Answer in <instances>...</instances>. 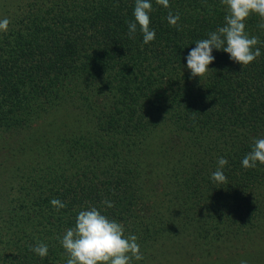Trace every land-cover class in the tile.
Segmentation results:
<instances>
[{
	"label": "trees",
	"instance_id": "1",
	"mask_svg": "<svg viewBox=\"0 0 264 264\" xmlns=\"http://www.w3.org/2000/svg\"><path fill=\"white\" fill-rule=\"evenodd\" d=\"M151 2L156 38L144 44L139 26L128 36L135 0H2L0 19L11 23L0 32V141L22 135L37 143L16 150L28 159L14 166L15 185L0 190L7 216L0 217V264H66L57 237L89 205L137 236L144 259L132 264L172 245L180 225L194 230L203 242L194 252L205 255L225 246L236 255L241 247L229 242L239 246L245 235L263 240L264 165H242L253 139L264 137L260 17L247 21L260 57L242 67L213 49L214 71L200 80L186 57L224 25L225 6ZM169 11L180 14L178 27L169 25ZM62 107L78 117L75 132L25 137ZM220 157L228 161L225 184L211 179ZM157 174L164 189L152 185ZM52 199L66 207L57 210ZM37 243L48 245L47 257L30 250Z\"/></svg>",
	"mask_w": 264,
	"mask_h": 264
},
{
	"label": "clouds",
	"instance_id": "2",
	"mask_svg": "<svg viewBox=\"0 0 264 264\" xmlns=\"http://www.w3.org/2000/svg\"><path fill=\"white\" fill-rule=\"evenodd\" d=\"M157 5L170 9L169 0H155ZM225 6L224 25L216 31L209 32L208 38L195 42L186 57V66L192 78L202 80L214 63L213 49L229 54L231 60L249 66L261 55L257 45L260 43L257 36H250L247 32V21L253 15L260 17L258 27L264 29V0H221ZM153 4L151 0H135L134 21L128 22V36L135 38L137 28L143 34L144 44L156 38V32L150 27ZM169 25L178 27L180 14L168 12L166 17ZM11 21L5 17L0 19V32L9 29ZM104 93V95H106ZM257 163L264 165V137L254 138L251 150L244 156L242 165L245 169L255 168ZM228 161L218 158V168L212 173L211 179L218 184H225L227 177L223 169ZM108 208L114 204L108 200L102 202ZM51 204L60 210L66 204L59 199H52ZM65 250L66 264H132L133 260L141 261L144 256L141 252L138 238L135 235L125 236V227L122 223L108 218L97 207L89 205L82 209L75 217L73 227L65 229L62 236L57 237ZM30 250L41 258L48 256L49 248L45 243L30 246ZM240 264H247L241 260Z\"/></svg>",
	"mask_w": 264,
	"mask_h": 264
},
{
	"label": "rangeland",
	"instance_id": "3",
	"mask_svg": "<svg viewBox=\"0 0 264 264\" xmlns=\"http://www.w3.org/2000/svg\"><path fill=\"white\" fill-rule=\"evenodd\" d=\"M1 4L2 0H0V5ZM74 109L75 108L71 109V111ZM60 110L62 111H57L56 113H51L41 118L39 122L32 125L25 137H39L44 140L51 141L64 134H72L75 132L78 117L70 111H66L65 107H62ZM75 111L78 110L75 109ZM162 135L168 134L164 131ZM9 136L10 137L6 140L0 141V190L6 186L15 185L16 181L14 180L12 170L15 169V165L19 166L24 160L26 161L28 159V157H23L20 153H15L16 150L20 147L32 150L37 143L35 140H24L22 135ZM162 179L158 176V174L154 175L152 179L154 182L152 185L158 187L159 189H164L166 185L162 183ZM3 191L4 189L0 191V196ZM0 217L2 220L7 219L5 210L1 208V206ZM174 219H176V216H174ZM179 231H182L181 235L177 234L175 236L174 234ZM172 234L174 236V242H172L174 245H170L167 249L163 248L159 255L156 253L149 254L145 257L144 262H141V264H240L241 260H246L247 264L255 262L258 264H264V238H262L263 240L259 242L257 235L242 236L239 246H237L236 241L234 240L229 242L231 247L236 246L241 248H237L236 252L238 254H233L228 257L229 253H226L228 251L226 249L227 246L221 249L222 252L220 253L215 252L208 255L195 253L194 251L198 245L203 242L197 238L194 230H190L189 226L180 225L174 229ZM163 241L164 240H161L160 243ZM158 246L162 248V245L158 244ZM256 247L260 248L256 250ZM155 254L156 256H154Z\"/></svg>",
	"mask_w": 264,
	"mask_h": 264
}]
</instances>
